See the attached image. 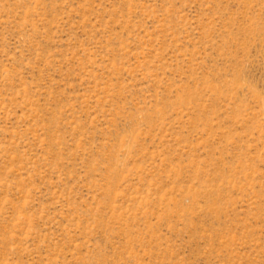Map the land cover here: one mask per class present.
I'll list each match as a JSON object with an SVG mask.
<instances>
[{"label":"rangeland","instance_id":"1","mask_svg":"<svg viewBox=\"0 0 264 264\" xmlns=\"http://www.w3.org/2000/svg\"><path fill=\"white\" fill-rule=\"evenodd\" d=\"M0 264H264V0H0Z\"/></svg>","mask_w":264,"mask_h":264}]
</instances>
